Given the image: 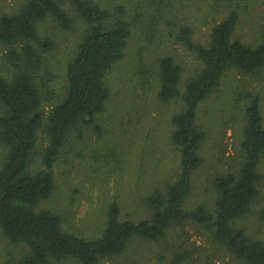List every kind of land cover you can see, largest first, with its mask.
Listing matches in <instances>:
<instances>
[{"label": "trees", "instance_id": "trees-1", "mask_svg": "<svg viewBox=\"0 0 264 264\" xmlns=\"http://www.w3.org/2000/svg\"><path fill=\"white\" fill-rule=\"evenodd\" d=\"M183 9L187 12L180 15ZM201 12L213 15L205 43L193 38L192 21ZM216 13L225 15L218 21ZM48 18L64 31L81 29L66 66L65 91L49 102L46 111L42 89L53 74L46 68L45 53L54 44L41 36L40 24ZM161 26L172 42L199 61L183 90L181 67L171 53H162L151 66L141 62L137 68L138 84H154L157 103L181 104L169 116L168 142L178 155L177 171L146 183L145 194L137 197L144 212L138 208L125 213L122 198L114 195L99 234L84 236L67 227L64 216L42 208L56 190L53 168L73 133L81 135L91 128L102 136L98 119L112 98L109 74L127 56L134 33L148 34L152 41ZM243 32L248 38L239 36ZM0 52L9 71H0V147L6 152L0 166V231L25 252L17 264H105L121 256L130 241L159 242L173 224L188 220L203 225L244 264H264V243L236 226L250 214L261 180L264 120L258 93L242 96L248 100L242 158L235 171L214 179V210L203 206L186 210L206 140L198 122L200 105L217 92L228 70L247 76L264 70V0H151L145 8L124 0L116 5L95 0H26L17 12L0 16ZM42 131L46 137L42 167L33 173L30 166ZM183 258L186 254L180 261Z\"/></svg>", "mask_w": 264, "mask_h": 264}, {"label": "rangeland", "instance_id": "rangeland-1", "mask_svg": "<svg viewBox=\"0 0 264 264\" xmlns=\"http://www.w3.org/2000/svg\"><path fill=\"white\" fill-rule=\"evenodd\" d=\"M95 1L116 5L123 0ZM124 1L130 6L139 3L145 8L151 0ZM25 2L0 0V16L17 12ZM195 4L198 7L201 5ZM196 8H193L191 15H194ZM184 12L187 10L183 9L180 15ZM224 15L216 13L215 18L220 21ZM204 16L205 19H202ZM212 17V13L201 12L199 19L192 21L196 42L207 41ZM80 29L64 31L51 18L40 24L41 36L54 44L53 49L45 53L46 68L53 74L47 87L42 89L47 100L46 111L49 102L60 98L65 91L66 66L76 51ZM159 29L161 32L152 41H149L148 34L134 33L127 56L109 74L107 83L112 90V98L106 112L98 119L103 128L102 136H98L91 128L84 129L81 135L73 133L53 168L56 190L42 208L64 216L67 227L84 236L99 234L105 209L114 195L122 198L125 213L126 210L133 212L139 208L137 197L145 194L148 181L163 179L177 171L178 155L168 142L171 128L169 116L181 104L157 103L154 84L148 87L138 84L137 68L141 62L151 66L162 53H171L181 67L183 90L186 80L198 69L199 61L182 45L172 42L169 32L162 30V26ZM239 36L248 38L249 34L243 32ZM0 71L9 73L1 57ZM247 93L260 95L264 120V70L257 76L228 70L217 92L199 107L198 122L206 132V140L200 149L202 164L193 176L191 193L186 201L188 212L202 206L212 212L216 198L214 179L235 171L239 166L242 158L240 141L248 104L247 98L242 96ZM45 145L46 137L42 131L30 166L33 173L42 167L41 152ZM5 156V150L0 147V166ZM156 164H159L158 167L154 166ZM260 173L259 191L252 210L249 215L239 219L236 226L244 229L249 237L264 243V157ZM141 180L143 184L139 187H144L143 190L137 186ZM138 210L144 212L142 208ZM24 254L21 247L9 243L0 231V264H17ZM185 254L186 258L180 261V257ZM134 262L244 264L230 254L203 225L192 220L173 224L159 242L140 239L130 241L121 256L105 264Z\"/></svg>", "mask_w": 264, "mask_h": 264}]
</instances>
